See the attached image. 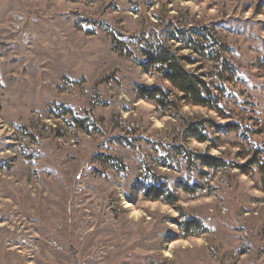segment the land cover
<instances>
[{"label":"rangeland","instance_id":"374dc122","mask_svg":"<svg viewBox=\"0 0 264 264\" xmlns=\"http://www.w3.org/2000/svg\"><path fill=\"white\" fill-rule=\"evenodd\" d=\"M261 17L264 0H0V264H264ZM176 26L223 44L230 118L146 72L137 45L113 44ZM174 45L198 60L187 70L215 71ZM155 85L174 105L138 96Z\"/></svg>","mask_w":264,"mask_h":264},{"label":"trees","instance_id":"16d2710c","mask_svg":"<svg viewBox=\"0 0 264 264\" xmlns=\"http://www.w3.org/2000/svg\"><path fill=\"white\" fill-rule=\"evenodd\" d=\"M112 37L115 49L120 52L126 50L128 54L134 55L135 52L130 45H137L139 56L142 58L139 60L140 66L150 74H158L162 80L168 82L179 92L181 98L188 104L207 107L217 112L224 119L230 118L223 113L221 101L222 95H225L226 92L225 84L232 79L228 75L229 73L235 75L236 69L224 56L223 44H220L219 40L211 35L208 30L190 29L185 31L176 26L166 34L165 38L152 36L149 39L143 34L125 38L127 42H123L118 39L115 33H112ZM174 43H180L184 48L191 49L200 57L214 62L215 71L213 73H194L187 70L186 63L194 65L198 60L180 54V48H174ZM137 94L142 99L157 105L161 110L174 105L170 91L160 85L138 86ZM201 125L196 122L190 124L188 129L195 139L199 142H205L208 141V137L202 135ZM213 125L220 127L217 124ZM225 128H230L231 131H239V125L235 123H229ZM197 158L202 165L211 169H219L227 165L222 158L215 156L197 155ZM189 189L188 185L184 186L185 191H189ZM152 191L155 192L152 194ZM163 194L161 188L154 185L145 190V197L153 201L161 199ZM167 199L169 204H174L176 201L173 194Z\"/></svg>","mask_w":264,"mask_h":264},{"label":"clouds","instance_id":"9594fccd","mask_svg":"<svg viewBox=\"0 0 264 264\" xmlns=\"http://www.w3.org/2000/svg\"><path fill=\"white\" fill-rule=\"evenodd\" d=\"M163 207H164V208H166L168 211H171V209H170V208H168V206H167V205H163Z\"/></svg>","mask_w":264,"mask_h":264},{"label":"snow or ice","instance_id":"6c2138e0","mask_svg":"<svg viewBox=\"0 0 264 264\" xmlns=\"http://www.w3.org/2000/svg\"><path fill=\"white\" fill-rule=\"evenodd\" d=\"M262 20H264V17H261Z\"/></svg>","mask_w":264,"mask_h":264}]
</instances>
